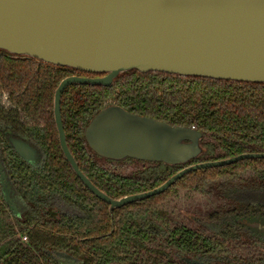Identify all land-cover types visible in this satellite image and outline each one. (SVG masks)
Masks as SVG:
<instances>
[{
  "label": "trees",
  "instance_id": "1",
  "mask_svg": "<svg viewBox=\"0 0 264 264\" xmlns=\"http://www.w3.org/2000/svg\"><path fill=\"white\" fill-rule=\"evenodd\" d=\"M73 75L98 77L0 52V91L9 92L30 116L40 117L45 125L41 133H34L0 109V159L10 169L17 197L28 206L21 218H14V224L0 227V243L5 246L0 251V264H60L46 250L66 253L80 264H186L182 257L211 254L212 240L184 215L210 199L217 183L216 170L191 172L162 195L113 212L77 178L61 152L53 118L55 92ZM109 104L173 126L194 128L204 137L231 147L235 154L246 149L264 150V84L131 71L110 87L70 86L61 105L68 147L81 172L113 200L153 191L184 166L128 159L121 163L136 167L128 177L123 167L115 166L118 162L107 161L111 167L96 163L84 131ZM8 130L40 145L45 152L41 167L27 165L6 146L4 133ZM210 145L204 144L206 150ZM251 178L255 184L264 182V172ZM54 196L81 215L53 210L49 201ZM5 215L0 190V216ZM18 228L27 235L29 245L17 239Z\"/></svg>",
  "mask_w": 264,
  "mask_h": 264
},
{
  "label": "water",
  "instance_id": "2",
  "mask_svg": "<svg viewBox=\"0 0 264 264\" xmlns=\"http://www.w3.org/2000/svg\"><path fill=\"white\" fill-rule=\"evenodd\" d=\"M0 52L98 75L64 79L55 92L54 115L66 161L110 212L162 195L193 171L264 158L242 156L193 166L153 191L113 200L80 171L68 148L61 116L68 87H110L131 71L264 84V0H0ZM84 136L89 149L105 161L179 166L202 152L201 133L112 104L92 118ZM11 143L16 155L34 168L36 151L22 142ZM0 186L8 215L21 218L1 165Z\"/></svg>",
  "mask_w": 264,
  "mask_h": 264
},
{
  "label": "flooded vegetation",
  "instance_id": "3",
  "mask_svg": "<svg viewBox=\"0 0 264 264\" xmlns=\"http://www.w3.org/2000/svg\"><path fill=\"white\" fill-rule=\"evenodd\" d=\"M37 62L40 63L39 61ZM73 76H77V75H73ZM73 76H70V77H73ZM92 77H97V76H92ZM61 105H62V102H61ZM0 109L5 114L16 117L18 121L20 122V124L28 128L29 130L33 131L34 133L35 132L41 133L42 130H44V127H45L44 121L40 117L30 116L27 110H25V108L21 104V102H19L16 98L13 99L11 95L9 94V92L4 91V90L0 91ZM61 116H62V111H61ZM53 118H54V123H55L58 140H59V133L57 130V126L55 122V115H54V101H53ZM62 123L64 127L63 118H62ZM190 129L197 131L194 128H190ZM64 131H65V127H64ZM65 134H66V131H65ZM202 136H203L202 140L200 141V147L202 149V152L200 156L184 165H179V166H184L183 168H180L179 172L186 170L190 167L197 166V165L208 164V163L220 164V163L228 162L234 159H238L242 156H258V155L262 156L264 155V150H250V149H246V151H244L241 154H235V152L231 149V147H227V145L219 144L215 139H211V138L208 139V137H206L207 139L204 140L205 137L203 134ZM26 137L27 136H25V138L16 137L14 136V133L11 130H8L4 133V138H5L4 142L6 143V146L9 148H12L14 152L15 150L13 149L11 140L22 142L28 145L30 148L35 150L37 154L32 157L33 158L31 162L32 165L34 167H41L45 160V152L43 151V149L40 147V145L37 142L33 141V138L29 139V137L27 138ZM66 139H67V136H66ZM206 142L207 143L209 142L211 144L209 146V150H206V147H204V144ZM59 145H60V142H59ZM60 149H61V146H60ZM194 161L195 163H193ZM256 161H264V158H255V157L245 158V159L237 160L231 163L217 165L214 167L200 169V170H216L217 172V175H216L217 177L215 179L217 180V183L213 184L214 191H212L211 193L213 196H215V200L217 203L216 207H218L217 209H219V211H221L225 215L229 214L232 217H237V218L241 217L242 219L249 221V222L250 221L254 223L263 222V224H260V225L264 226V205H251L249 203H246L243 200H237V199H232L228 197L224 198L221 195L219 196V188L223 187V185L224 186L227 185V187L237 186V188H239L243 192L245 191V193L246 192L264 193V182L258 181V183L256 184L252 182L251 177H254L255 174H258L259 172H264V163H258ZM0 165L4 168V170L6 171V174L8 175V180L13 190L12 197L15 199V204L17 206L20 216H22L23 212L28 208V206L19 196L17 197L18 194L15 191V187L10 177V169H7L2 159H0ZM132 167L136 168L135 166H132ZM196 171H199V170H196ZM125 175L128 177H132V175H128L126 173ZM0 190H1V186H0ZM221 208L223 210H221ZM0 219H1L0 227L4 229L6 225V221L4 225H1V223H4V221H3V217L1 216H0ZM20 230H21L20 228H18L17 230L18 231L17 239L20 240V242L23 245H26V246L29 245V239L27 235L22 234ZM214 230L215 229H211V231L207 230V232H210V234L209 233L207 234L204 228L202 229V231L206 233L209 239L212 240V242H210L211 243L210 245L211 254H209L206 257L204 256L186 257V258L182 257L181 260L184 261L185 263L188 262L189 264H206V263H203V261L206 259L214 260V262L212 261L211 264H221L224 262L227 264H264V228L254 233L250 231H247V233H244L242 228H239V227L232 228L230 226L226 228V231L223 234H219L221 232H217ZM0 240H1V236H0ZM1 249H5V246H1V243H0V250ZM46 253L52 258H55V259L60 258V260L62 259L61 262L64 264H70L73 260H76L70 255L63 253V252H59V251H49V250L47 251L46 250ZM76 263H79V262L77 261Z\"/></svg>",
  "mask_w": 264,
  "mask_h": 264
},
{
  "label": "rangeland",
  "instance_id": "4",
  "mask_svg": "<svg viewBox=\"0 0 264 264\" xmlns=\"http://www.w3.org/2000/svg\"><path fill=\"white\" fill-rule=\"evenodd\" d=\"M205 139L207 138L205 137L204 140ZM93 159L95 162L99 163L101 166H104V167L110 166V164L107 161L99 157H94ZM115 166L118 168L123 167L124 172L128 175H133L135 171L132 165L130 164L125 165V164H122L121 162H118L116 163ZM220 195L224 198L228 197L232 199L243 200L246 203H249L251 205H264V193H248V192L245 193V191L244 192L241 191L239 188H237V186L227 187V185L225 186L223 185V187L219 188V196ZM181 198H183V201H185V198L183 195L181 196ZM172 201L173 203H176V206H177V201L173 199ZM49 202H50V206L56 207L53 210L57 212H62V213H65L71 216L81 215L80 212L76 208L66 204L58 196H54ZM216 206H217V203L215 200V196L212 195L210 196L209 200L206 199L201 204L191 208L190 213H186V215L184 214L182 215H184L185 218H188V219L190 218L195 223L196 226H199V228H202V229L204 228L205 232H207V230L211 231V229H215L214 231L221 232L219 234H223L226 231V228L229 226L232 228L234 227L242 228L244 233H247V231L254 233L264 228L263 225H260V224H263V222L254 223L252 221L250 222L246 221L242 219L241 217L237 218V217H232L229 214L225 215L221 211H219V209H217L218 207ZM215 215H217L218 218L215 217ZM3 221L4 223H1V225H4L5 221L6 223H11L14 221V219L10 217L9 215H5L3 218ZM208 233L210 234V232H207V234ZM57 259L60 260V258H57ZM60 261H62V259ZM212 261L214 262V260L206 259L203 261V263L211 264ZM72 263L79 264L76 262H72ZM221 264H227V263L224 262Z\"/></svg>",
  "mask_w": 264,
  "mask_h": 264
}]
</instances>
